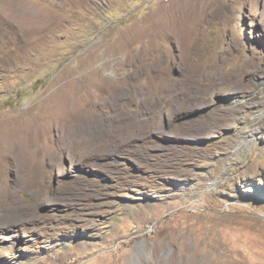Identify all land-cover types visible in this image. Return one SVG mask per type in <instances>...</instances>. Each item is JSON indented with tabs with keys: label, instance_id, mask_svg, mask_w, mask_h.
Instances as JSON below:
<instances>
[{
	"label": "rangeland",
	"instance_id": "1",
	"mask_svg": "<svg viewBox=\"0 0 264 264\" xmlns=\"http://www.w3.org/2000/svg\"><path fill=\"white\" fill-rule=\"evenodd\" d=\"M11 134L0 264H264V0H0Z\"/></svg>",
	"mask_w": 264,
	"mask_h": 264
},
{
	"label": "bare ground",
	"instance_id": "2",
	"mask_svg": "<svg viewBox=\"0 0 264 264\" xmlns=\"http://www.w3.org/2000/svg\"><path fill=\"white\" fill-rule=\"evenodd\" d=\"M14 138H15V134H11V138L10 135H8L7 140H5L6 146L0 147L3 153L6 154L8 151L16 149L17 144Z\"/></svg>",
	"mask_w": 264,
	"mask_h": 264
},
{
	"label": "built area",
	"instance_id": "3",
	"mask_svg": "<svg viewBox=\"0 0 264 264\" xmlns=\"http://www.w3.org/2000/svg\"><path fill=\"white\" fill-rule=\"evenodd\" d=\"M147 230H148V228H147Z\"/></svg>",
	"mask_w": 264,
	"mask_h": 264
}]
</instances>
